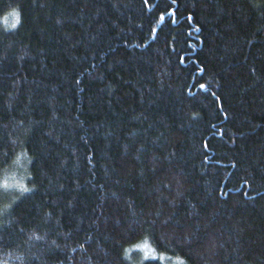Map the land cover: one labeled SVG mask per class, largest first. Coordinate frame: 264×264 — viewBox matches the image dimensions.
<instances>
[{"label":"trees","instance_id":"16d2710c","mask_svg":"<svg viewBox=\"0 0 264 264\" xmlns=\"http://www.w3.org/2000/svg\"><path fill=\"white\" fill-rule=\"evenodd\" d=\"M0 264H264V0H0Z\"/></svg>","mask_w":264,"mask_h":264},{"label":"snow or ice","instance_id":"6c2138e0","mask_svg":"<svg viewBox=\"0 0 264 264\" xmlns=\"http://www.w3.org/2000/svg\"><path fill=\"white\" fill-rule=\"evenodd\" d=\"M201 87H204L203 85H201Z\"/></svg>","mask_w":264,"mask_h":264}]
</instances>
